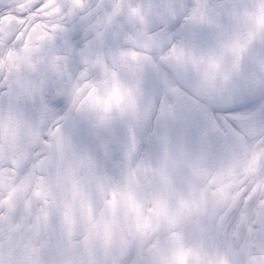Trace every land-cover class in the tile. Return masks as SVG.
<instances>
[{"label": "flooded vegetation", "instance_id": "flooded-vegetation-1", "mask_svg": "<svg viewBox=\"0 0 264 264\" xmlns=\"http://www.w3.org/2000/svg\"><path fill=\"white\" fill-rule=\"evenodd\" d=\"M84 1L74 0L69 11L52 10L63 24L38 36L30 32L28 11L36 0L20 2L0 20V61L7 64L0 69L18 72V81L27 85L42 56L55 67L57 49L41 48V41L64 25L78 28ZM91 1L90 24L78 28L91 54L110 56L133 41L145 42L141 16L151 22L184 13L197 18L208 43L172 58L169 75L187 74L194 87L224 99L264 88V0ZM43 2L42 13L56 0ZM17 26L23 31L18 38L12 36ZM157 74L163 78L164 71ZM97 77L96 87L111 91L99 72ZM122 88L112 93L109 108L89 107L78 117L92 133L119 130L117 143L103 153L66 127L47 156L37 159L28 151L36 139L31 122L19 113L0 115V264H151L158 250L159 264L204 263L198 239L212 186L218 183V197L212 194L217 204L224 194L227 203L229 183L257 171L264 156V115L249 116V133L241 129L225 138L210 123L185 134L180 129L192 127L190 113L167 102L149 112L135 83ZM149 116L153 134L145 144L138 139H144Z\"/></svg>", "mask_w": 264, "mask_h": 264}, {"label": "snow or ice", "instance_id": "snow-or-ice-1", "mask_svg": "<svg viewBox=\"0 0 264 264\" xmlns=\"http://www.w3.org/2000/svg\"><path fill=\"white\" fill-rule=\"evenodd\" d=\"M44 7L43 0H36L28 11ZM138 12V8L133 9L134 14ZM140 19L145 42L133 41V47L122 48L114 55L91 54V44L84 34L75 26L64 25L41 41V48L47 44L57 49L55 67L52 58L42 56L29 74L27 85L18 81V72L0 69V115L19 113L31 122L36 139L28 145V151H34L37 159L47 156L56 138L65 135L66 127L71 128L72 136L94 142L101 153L107 146L115 145L119 138L117 128L92 133L78 117L89 107L109 108L112 93L132 83L139 89L141 102L149 112L167 102L190 113L192 127L180 129L185 134L196 133L214 123L215 129L226 138L240 133L248 116L257 112L264 115V88L256 92L240 90L224 99L194 87L187 74L183 77L168 74L172 58L208 43L203 28L196 26L195 16L172 13L151 22H145L142 16ZM157 69L164 71L163 78ZM97 72L111 91L96 87ZM149 122L150 116L141 133L144 139L138 142H149L153 134Z\"/></svg>", "mask_w": 264, "mask_h": 264}, {"label": "bare ground", "instance_id": "bare-ground-1", "mask_svg": "<svg viewBox=\"0 0 264 264\" xmlns=\"http://www.w3.org/2000/svg\"><path fill=\"white\" fill-rule=\"evenodd\" d=\"M28 0H5L0 4V18L4 13L15 11L17 5L20 2H26ZM74 0H56L50 10L47 12H41L44 8L39 11L32 13L33 28L30 30L31 33H35L36 36L44 35L54 28L63 24V20L60 14H54L52 10L63 9L69 11L71 9V2ZM92 1L86 0L79 7L78 14L81 16V21L75 23L80 29L87 24H90V14L92 12ZM18 16V14H17ZM88 18L86 21H82L84 18ZM23 34L20 27L17 26L13 30L12 36L18 38ZM1 38V36H0ZM11 40L6 43V50L10 47ZM6 67L4 59L0 61ZM261 146H254L255 153H259ZM213 181H209L207 185L212 186ZM231 184V185H230ZM232 188L229 190V197L235 194H241L239 202L232 207L227 213L225 221L220 230L219 224L212 225L213 229L216 227L217 237L210 234V247L209 254L210 259L203 264H254L255 261L259 262L264 259V253L258 250L254 246L253 234L257 232L260 221L263 219L262 208L264 206V167L259 168L256 173L245 175L243 178L230 182ZM242 185L241 188H238ZM206 200L208 194H206ZM207 211H204V216ZM213 215V214H212ZM244 220L245 224L242 228V236L240 240L235 239V230L240 222ZM233 249L236 253V258L232 262L229 259V250Z\"/></svg>", "mask_w": 264, "mask_h": 264}, {"label": "rangeland", "instance_id": "rangeland-1", "mask_svg": "<svg viewBox=\"0 0 264 264\" xmlns=\"http://www.w3.org/2000/svg\"><path fill=\"white\" fill-rule=\"evenodd\" d=\"M226 196L227 195H225L224 194V198H223V200H222V202H220V203H222V205H220V203L218 204V205H214L213 206V211H214V215H213V217H212V224L213 225H217V223H219V225H220V228H221V226H222V223H223V221H224V214H225V210H226V208H227V205H226ZM210 230H211V227H210ZM215 230H216V227L214 228V231H213V235H214V237L216 238L217 236H216V234H215ZM203 234V235H202ZM202 234H200L199 235V240L201 241V239H202V237L203 236H205V238H207V234H208V232H205V233H203L202 232ZM189 240V243L191 242L190 241V239H188ZM202 242V241H201ZM204 243H206L205 241L204 242H202V249H201V251H203V253H204V256H205V258L207 257V254H206V251H207V247L205 248L204 247ZM183 246V245H182ZM181 256V255H180ZM204 258V259H205Z\"/></svg>", "mask_w": 264, "mask_h": 264}]
</instances>
